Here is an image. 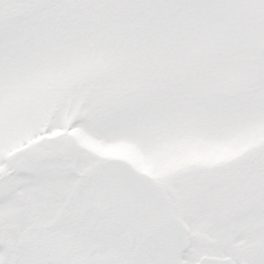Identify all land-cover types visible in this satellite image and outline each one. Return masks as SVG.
Returning a JSON list of instances; mask_svg holds the SVG:
<instances>
[{
	"label": "snow or ice",
	"instance_id": "snow-or-ice-1",
	"mask_svg": "<svg viewBox=\"0 0 264 264\" xmlns=\"http://www.w3.org/2000/svg\"><path fill=\"white\" fill-rule=\"evenodd\" d=\"M0 264H264V0H0Z\"/></svg>",
	"mask_w": 264,
	"mask_h": 264
}]
</instances>
